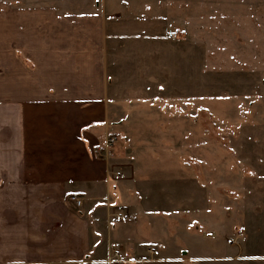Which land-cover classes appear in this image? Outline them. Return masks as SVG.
<instances>
[{"label":"rangeland","instance_id":"1","mask_svg":"<svg viewBox=\"0 0 264 264\" xmlns=\"http://www.w3.org/2000/svg\"><path fill=\"white\" fill-rule=\"evenodd\" d=\"M41 2L106 17L111 87L95 157L112 225L140 246L133 259L261 263L264 0Z\"/></svg>","mask_w":264,"mask_h":264},{"label":"crops","instance_id":"2","mask_svg":"<svg viewBox=\"0 0 264 264\" xmlns=\"http://www.w3.org/2000/svg\"><path fill=\"white\" fill-rule=\"evenodd\" d=\"M106 28L99 9L0 0V264H108L116 247L140 252L112 225L107 164L95 157L111 87ZM206 259L216 264L209 254L148 264Z\"/></svg>","mask_w":264,"mask_h":264},{"label":"built area","instance_id":"3","mask_svg":"<svg viewBox=\"0 0 264 264\" xmlns=\"http://www.w3.org/2000/svg\"><path fill=\"white\" fill-rule=\"evenodd\" d=\"M68 200L77 208L83 206V199L77 195L70 196ZM117 217L121 220H128V218L122 214H119ZM147 253L154 256L155 250L147 248ZM151 261H153L151 257L135 260L128 250L123 247H116L111 251L107 262L108 264H148Z\"/></svg>","mask_w":264,"mask_h":264}]
</instances>
